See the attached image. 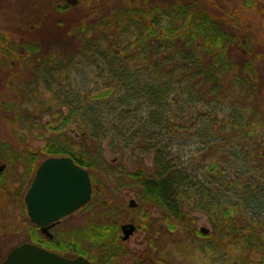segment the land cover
<instances>
[{
  "label": "trees",
  "instance_id": "16d2710c",
  "mask_svg": "<svg viewBox=\"0 0 264 264\" xmlns=\"http://www.w3.org/2000/svg\"><path fill=\"white\" fill-rule=\"evenodd\" d=\"M203 1L184 0V3H179V5L174 3L171 7L174 12L167 16H165L166 11L157 6L124 7L120 11L118 10L119 13H116L118 16L113 18H109L105 14L99 15L97 11L92 12L90 10L96 17L92 25H87L86 31H84L85 27L83 24L78 26L76 23V27L73 30L68 29L64 30V32L71 33L79 29L84 31L83 33L86 36H89L90 30L96 29L99 36H92L91 38H96V40H93V44L87 43L81 51L82 53L80 52L81 54L92 53V55H95L99 52L98 45H108V50H110V44L107 43L106 39L108 36H114L119 31L120 33H126L125 31L130 27L137 30V39L139 37L144 39L142 46L140 48L139 43H134L137 41L136 39L133 42L131 41L130 44L134 43L133 45H136L134 49L138 50V53L136 52L137 54H131L130 56L123 53L121 58L119 53L116 52L117 57L119 56L118 59L116 58L114 62L109 60V63L106 60L109 66L107 68L109 76L118 82L124 81L127 84L125 89L130 92L133 91L132 85L136 86L137 81L140 79H143L149 85V89L143 87L138 94L146 98L144 112L147 111L148 107H155L151 112L155 113V115L150 119V123L157 126L159 130L166 129V124H171L172 128H174L173 131L183 130L182 125L184 124L182 123L181 125V122L175 123L174 116H177L178 112H183L182 109L186 106H188L190 114L193 104L197 105L194 111H200L198 117H191V128L187 127L192 131L191 137L193 140L189 143L194 141L197 145L208 146L206 159L208 161L210 157L212 159L211 164H207L210 173L213 171L217 175L219 172L223 173L224 169L220 166L222 165L221 161L228 162L229 159L238 160L242 166L247 165L246 170L241 173L243 175L240 177V184L237 185L230 179L227 181L228 187H225L235 188L236 190L246 189L249 194V197L245 199L246 208L256 201L259 205L257 206L258 209L260 205H264V141L249 148H239L236 142L227 146V134L234 130L237 135L243 131L242 138H245L247 142L251 141V134L246 129L247 123H242L243 118L249 119L251 114L244 111L242 116H240L234 107L225 108L221 104L219 97L224 96L225 91L237 83L240 86L239 91L243 92L246 98L253 96L256 90L255 86L259 85L261 87L259 91L264 99V76L258 70L262 61L264 63V49L259 48L251 32L242 34L243 27L250 21L248 15H246L247 11L251 10L254 16L259 15V17H262L264 15V0H236L231 2L233 5L228 4V2L227 5L221 2L216 3L215 0H208L206 3H203ZM110 4H112V1ZM73 8L75 7L66 2L62 7L56 6L57 10L68 11ZM214 8L219 10L214 11ZM89 15L86 14L85 16ZM163 16L168 22L174 21V24L160 33L158 23ZM63 22V20H58L57 24L65 26ZM229 24H239L241 31L236 33L229 30L225 27V25ZM68 37L66 36L64 40H68ZM115 41L117 42V40ZM116 44L118 50L121 44ZM21 46H23L24 55L26 52L40 55L43 50L40 45V47L33 44H23ZM12 47L18 48L19 43L9 39L4 34H0V49L4 53V58L8 56L21 57V51H15ZM121 50L125 52L126 47L121 48ZM106 56L109 57L110 54ZM137 57L141 59L140 62L152 70L144 72V68L142 71L144 75L142 76H139L137 71L129 72V65ZM50 61H53L52 64ZM120 61L131 62L126 66H121ZM45 62L52 66H36L35 74L38 75L37 80L60 85L57 80L53 79L52 74L53 71L58 70L57 67L62 68L63 65L59 64L61 61L58 62V59L51 60L47 58ZM41 71L44 73V77L40 76ZM227 77L234 84L228 85L226 83ZM37 80L34 79L30 86H35ZM150 80L152 81L150 82ZM171 86L180 88L178 94L180 99L177 101L178 105L172 114L169 113L166 107L169 103L165 100V91ZM31 91L34 93L33 100L37 101L40 96L39 90L34 87ZM25 92H28L27 88ZM45 92L51 94L52 102H54L53 104H48L49 106L47 105L44 110L46 113L50 112L53 118L44 124V128L50 132V135L44 137L46 134V131H44L38 135L39 139H43L41 146L33 147L27 144L26 148L15 156L12 153L14 152L13 148L5 147L6 153L8 151L7 159H9L7 160L9 165H5L13 168L16 164L15 159H18L24 165L25 171L33 177L36 167L43 159L50 156H68L74 163L88 170L92 177L93 193L90 202L84 209L88 210V212L90 211V215L85 220L83 229L80 230V237L83 243L78 247H73L72 251L84 255L94 264H114L117 259L115 252L120 248L117 245L118 225L109 219L103 218V216L101 217V215L110 211L108 207L112 205V200L106 197L104 184L97 179L98 170L102 168L103 172L109 175H113L116 171H119V174L124 172V177L129 181L130 188L134 190V196L143 204L152 206L162 212L163 218L166 222L168 221V227L174 228V225H178L181 229L190 228L193 221L190 211L187 209L192 208V210L196 209V211H199V209L203 210L205 206L210 207L213 209L212 217L217 218L213 223L221 238L229 241L232 245H241L245 251L255 252V254L259 255V264H264V236L259 234V231L256 230L257 228L242 227V229H239L238 224L235 222L236 216H231L230 209L221 213V204L223 205V203L215 198H209L210 192L207 187L211 186L210 182L201 180V183L195 172L190 170L185 163L172 165L169 162L167 153L161 151L160 148L163 141L166 142L165 135L164 140H157L152 135V132L148 133L145 130L138 136L144 141L141 142L139 140L136 142L137 146L138 144L145 145L147 152L153 153V167L150 171H146L143 166L138 167L134 172L123 171L120 167L113 170L108 165H105L103 158L100 157L97 144L89 147L83 145L87 137V131L83 130L78 137L74 132L73 135L70 131V128L76 123V120H71V117H74V119L75 117H82L91 129L93 127V119L95 121V118L97 119L100 116L98 111L83 109V104L77 97H70L66 101L60 92H56L54 95L48 87H45ZM137 95L129 100V104L135 101L139 102ZM184 95L186 101L182 102L184 101L182 99ZM102 96L103 93H99L93 98L100 99ZM229 96L228 102L234 103L231 100L234 97L232 95ZM224 97L227 99L226 96ZM63 106L68 108L65 114L59 109ZM16 107L14 102L2 104V111L13 133L17 131L15 127L27 125L32 128L34 122L41 119V117L36 118L28 114H18ZM180 114L182 115L183 113ZM77 127H80V124L79 126L76 124L75 128ZM168 128H170V125H168ZM116 135L120 136V134ZM205 138L207 140H204ZM121 139L125 143H132L133 141L125 139L123 135ZM236 146L238 149L233 151ZM184 147L185 144L182 143L180 148L183 149ZM226 147L229 148V152L224 151ZM163 148L165 147L163 146ZM225 158L227 160H223ZM219 159L220 163L217 162ZM6 167L0 173V208L2 207V199H11L16 194V191L11 193L13 179L11 175L9 177L5 176ZM253 170L259 175H248ZM3 173L5 174L4 176ZM216 189L219 190L220 188L217 187ZM191 193H196L202 199L205 198V200L199 202L197 198L191 197ZM4 195L6 196L3 197ZM184 203H186L188 208ZM261 224L263 225L262 229H264V219ZM193 232L198 234L194 229ZM262 232L264 233V230ZM150 248L152 249V246ZM93 251L100 255L91 254ZM157 257L161 259L160 261L165 262L158 254Z\"/></svg>",
  "mask_w": 264,
  "mask_h": 264
},
{
  "label": "rangeland",
  "instance_id": "374dc122",
  "mask_svg": "<svg viewBox=\"0 0 264 264\" xmlns=\"http://www.w3.org/2000/svg\"><path fill=\"white\" fill-rule=\"evenodd\" d=\"M111 1L112 4H110ZM215 1L216 3L221 2L225 5L228 2V4L233 5L231 2H235L236 0ZM65 2L66 0H0V34H4L9 39L15 40V42L19 43V47H21H12L15 51H21L20 58H15L14 56L4 58V53L0 49V166L4 165L6 167L9 165L7 163V160H9L7 159L8 151L6 153L5 147L13 148L14 152L12 153L15 156L20 154L19 152H22L27 144L33 147H39L43 144V139H39L38 135L46 131L44 124L53 119L50 112H44L48 104L54 103L52 102L51 94L45 92V87H48L54 95L56 92H60L66 101L70 97H77L83 104V109L98 111L100 116L97 119L95 118V121L93 119V127L91 129L82 117H75V119L71 117V120H76L75 125L79 126L80 124V127L75 128L74 125L70 128V131L73 135L75 133L77 137L80 136L83 130L87 131V137L83 145L89 147L97 144L99 155L103 158L106 163L105 165L110 166V162L116 159L123 171L133 172L142 166L146 171H150L153 167V153L147 152L145 145L138 144L137 146L136 142L141 140L138 136L145 130L148 133L152 132V135L157 140H164L165 135L166 142L163 141L160 148L161 151L167 153L169 162L172 165L185 163L190 170L195 172L201 183V180L210 182L211 186L207 187L210 192L209 198H215L223 203V205L221 204V213L230 209L231 216H236L235 222L238 224L239 229H242V227L257 228L256 230L259 231V234L264 236L262 232L264 229H262L263 225L261 224V221L264 219V205H260L257 209L259 205L255 201L251 205H248L250 207L246 208L245 199L249 197L247 190H236L235 188L225 187L227 186V181L230 179L237 183V185L240 184V177L243 175L241 173L246 170L247 165L242 166L238 160L233 161L229 159L228 162L221 161L222 165L220 166L224 169L223 173L219 172L218 175L215 171L210 173L207 164H211L212 159L211 157L209 161L206 159L208 146L197 145L194 141L189 143L193 139L191 137L192 131L187 127L191 128V117H198L200 111H194L197 105L193 104L190 114L188 106H186L182 109L183 112H178V115L174 116L175 123L181 122V125L182 123L184 124L182 125L183 130L173 131L174 128H172L171 124H166V129L159 130L157 126L150 123V119L155 115V113H151L155 107H148L147 111L144 112L146 98L138 94L140 93L139 90L143 87L149 89V85L143 79H140L137 81L136 86L132 85L133 91L130 92L125 89L127 84L124 81L118 82L109 76L107 69L109 66L106 60L108 63L109 60L114 62L119 56L122 58L123 53L127 54V56L134 55L136 52L138 53V50L134 49L136 45L133 44L139 43L141 48L144 39L141 37L137 39V30L130 27L125 31L126 33H120L119 31L114 36H108L106 39L107 43L110 44V50H108L109 46L104 44L105 46H97L99 52L95 55H92V53L81 54L87 43L93 44V40H96V38L91 37L99 36L96 29L90 30L89 36L83 33L87 30V25H92L96 17L92 12L97 11L99 15L105 14L109 18H113L114 16H118L116 13H119L124 7L136 6L138 8L142 5V7L157 6L162 8L166 11L165 16H167L174 12L171 8L172 4L177 3L179 5V3H184V0H78L77 5H73L75 7L73 9H69L68 11L56 9V6L62 7L65 5ZM206 2L208 0L203 1V3ZM213 10L219 9L214 8ZM86 14L90 15L85 16ZM246 15H248L250 21L243 27L242 34L251 32L259 48L264 49V15L262 17H259V15L254 16L251 10L247 11ZM165 16L158 23L160 33L174 24V21H166ZM58 20H63L65 26L57 24ZM76 23L78 26L83 24L85 30L81 31L78 29L71 33L64 32V30L68 29L73 30L76 27ZM225 27L236 33L241 31L239 24H229L225 25ZM66 36H69L68 40H64ZM131 41L135 42L130 44ZM116 43L121 44L118 50ZM23 44L40 45L43 50L40 55L27 52L24 55L23 46H21ZM123 47H126L125 52L121 50ZM116 52L119 53L118 57ZM105 54H110V56L107 57ZM47 58L51 60L58 59V62L61 61L59 64L63 65L62 68L57 67L58 70L53 71L52 74L53 79L57 80L60 85L37 80L38 75L35 74L36 66H52L46 64ZM140 61L141 59L137 57L133 62L120 61L121 64H119L126 66L131 62L129 72L137 71L139 76H142L144 75L142 73L144 68V72L152 69H149ZM50 62L52 64L53 61ZM262 63L258 64V70L264 76V63ZM40 76L44 77L42 71L40 72ZM34 79L37 80L36 85L30 86ZM226 83L228 85L234 84L229 77H227ZM158 85L160 86V84ZM34 87L36 90H39L38 93L40 94L37 101L33 100L34 93L31 91ZM177 87L171 86L165 91V100L169 103L166 107L171 114L177 107V101L180 99L178 97L180 88ZM26 88L28 92H25ZM239 88L240 86L235 83L229 90L225 91L224 96L227 99L222 95L219 97V100L225 108L234 107L240 116H242L244 111L251 114L249 119L243 118L242 121V123H247L246 129L251 134V141L247 142L245 138H242L243 131L237 135V132L234 130L227 134L226 145L229 146L233 142H236L239 148H249L264 141V99L259 91L261 88L259 85L255 86L256 90L253 96L247 98L243 92L239 91ZM99 93H103V96L100 99H94L93 97ZM135 95L139 97L137 99L139 102L135 101L129 104V100ZM229 95L234 97V99H231L234 103L228 102ZM182 99L184 100L182 102L186 101L185 95ZM10 102L16 104L18 114H28L36 118L41 117V119L36 120L32 128L25 125L15 127L17 128L15 133L11 132L7 118L2 111V104H9ZM59 109L65 114L68 108L63 106ZM89 113L91 112L89 111ZM180 113L183 114L181 115ZM168 125H170V128H168ZM137 131H139V134ZM45 133L44 137L50 135L48 131ZM116 134H120V136L118 137ZM122 135L125 139L133 140L132 143L122 141ZM204 140H207V138ZM182 143L185 144L183 149L180 148ZM237 149L238 147L236 146L233 151ZM224 151L229 152V148H224ZM223 160H227V158ZM217 162L220 163V159ZM15 163L13 168L6 167V175L3 173V176H12L11 193L16 191V194L20 195L22 199L32 176L25 171L24 165L18 159H15ZM100 170H98L97 179L104 184L106 197L112 200L111 207H108L110 211L104 213L101 217L103 216L105 219L113 220L120 224H135L140 232H142L140 234L144 235V245L147 246V241L156 242L154 253H157L165 260L166 264H259L260 259L258 254H255L253 251H245L241 245H232L229 241L221 238L213 223L217 218L212 217L213 209L210 207L204 205L203 210L199 209V211H196V209H189L186 203H184L192 216V227L185 229H181L178 225H174V228L168 227V221H165L162 212L138 201L134 196V190L129 186V181L124 177V172L119 174V171H116L113 175H109L104 173L102 168ZM250 174L253 176L259 175L254 170L248 173V175ZM196 175L195 177L197 178ZM118 178L120 179L118 180ZM217 187L220 189H216ZM191 197L197 198L199 202L205 200V198L202 199L196 193H191ZM129 198H134L139 206L136 208L128 207ZM11 199H2L0 215L2 214L6 217V223L8 222L11 226L15 225L17 228H21V224L17 219V221L15 220L14 216L15 214L18 216L19 211ZM255 200L258 201L259 199ZM87 214L85 211L80 214L81 221L84 222L87 219ZM65 227L67 228L68 225L66 224ZM201 227L208 230L206 235L199 232ZM193 229L198 234L193 232ZM23 234L24 231L18 235L24 236L25 234ZM20 238L17 237L16 239L19 240ZM8 241L12 242V239L6 240V243L3 244L4 250L9 245ZM91 254H96V252L93 251ZM96 255L100 254L97 253ZM165 262L163 261L162 264H165Z\"/></svg>",
  "mask_w": 264,
  "mask_h": 264
},
{
  "label": "water",
  "instance_id": "95a60500",
  "mask_svg": "<svg viewBox=\"0 0 264 264\" xmlns=\"http://www.w3.org/2000/svg\"><path fill=\"white\" fill-rule=\"evenodd\" d=\"M78 0H66L73 6ZM4 165L0 166V171ZM91 182L88 171L76 165L66 156L48 157L35 170L34 177L24 195V203L31 222L45 231L59 219L74 213L91 198ZM128 207L136 202L129 200ZM135 229L132 224L122 225L126 236ZM203 234L208 230L200 229ZM3 264H91L83 257L63 259L31 244H22L13 249Z\"/></svg>",
  "mask_w": 264,
  "mask_h": 264
},
{
  "label": "flooded vegetation",
  "instance_id": "af4514ba",
  "mask_svg": "<svg viewBox=\"0 0 264 264\" xmlns=\"http://www.w3.org/2000/svg\"><path fill=\"white\" fill-rule=\"evenodd\" d=\"M111 165L114 167L112 168ZM109 167H111L113 170H116L119 167L121 168V166L117 163L116 159L110 162ZM2 171H0V173ZM88 174L90 176L92 183L91 174L89 172ZM92 191H93V187H92ZM130 199H133L136 202L134 198H129V200ZM11 200H13V204L19 211V215L16 216L15 214L14 216H15V220L17 219L18 222L21 224L20 225L21 228H17L15 225L11 226L10 223L8 222L6 223L7 220L6 217L2 214L0 215V264L4 263L7 256L13 249L21 246L22 244L34 245L49 253L56 254L57 256L63 259H75L77 257H83L86 260H88L91 264H94L84 255L77 254L76 252L72 251L73 247L76 246L78 247L83 243L80 237V230L83 229L85 221L84 222L81 221L82 218L80 217L81 216L80 214L85 211L88 213L87 217L90 215V211L88 212V210L86 211L84 209L86 205L80 207L74 213L59 219L57 222L50 224L45 231H42L39 226H37L36 224L30 221L24 203V198L21 199L20 195L15 194V197H12ZM137 206L138 204L136 202V207ZM113 222L116 223V221ZM66 224L68 225L67 228L65 227ZM116 224L118 225L117 245L120 246V248L115 252L117 259L114 264H162L163 263V261H160L161 259L157 257V253H154L155 251L154 241H147V246L144 245V240H145L144 235L140 234L142 232H140L139 228L135 224L133 223H124V224L116 223ZM125 224H132L135 227V229L132 232L128 233L126 236L122 233V225ZM200 229L199 232L203 234L200 231ZM23 231L25 234V235L23 234L24 236L18 235ZM17 237H21V238L17 240L16 239ZM11 239L12 242L8 241L9 245L4 250L3 244L6 243V240H11ZM150 246H152V249L150 248Z\"/></svg>",
  "mask_w": 264,
  "mask_h": 264
}]
</instances>
